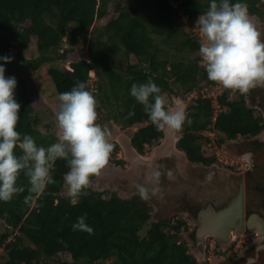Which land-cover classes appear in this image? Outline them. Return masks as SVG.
<instances>
[{"label": "trees", "instance_id": "trees-1", "mask_svg": "<svg viewBox=\"0 0 264 264\" xmlns=\"http://www.w3.org/2000/svg\"><path fill=\"white\" fill-rule=\"evenodd\" d=\"M174 1L176 6L168 0H0V57H11L7 63L0 59V64L5 67V77L14 76L17 81L14 98L21 106L17 131L31 135L44 147L57 139L55 134L37 129L34 85L24 83L18 75L12 59L13 42L18 64L29 73L56 58L65 61L63 66L51 64L47 68L58 95L70 91L77 81L85 82L98 101L96 110L118 130L145 122L127 137L131 153L140 156L157 147L165 130L157 131L143 105L130 95L132 84L152 80L161 95L179 97H183L179 91L199 89L202 81L210 87L216 84L207 79L199 65L200 56H190L199 52L201 43L200 36L190 30L197 28L195 21L207 10L210 0ZM237 2L246 4L248 13L264 24V0H230ZM65 34L67 40L63 39ZM31 40L35 41L37 56L25 59L22 51ZM64 43L68 48L61 52ZM84 44L88 57L80 58L76 46ZM132 58L135 62H130ZM90 72L96 77L94 90ZM229 91L225 89L217 96L216 115L211 98L198 95L190 99L187 120L176 143L186 164L215 167V156L202 151L201 140H209L204 131L219 132L222 137L218 144L230 142L231 146L237 137L255 136L263 128L252 97L238 91L230 97ZM96 123L101 125L102 121L97 119ZM118 147L114 144V152ZM232 153L239 155L234 150ZM123 162L112 163L122 167ZM67 171V162L58 159L52 172L55 183L36 198L38 206L25 203L30 193L23 174L17 185L25 191L10 202L0 201V264H198L181 237L186 231L187 240L198 252L195 224L187 231L185 222L163 216L160 207L152 212V206L138 193H108L102 189L104 177L99 175L91 177V187L72 206L64 194ZM201 208L192 204L184 212L196 220ZM81 216L92 234L73 230ZM62 252L69 254L71 261L53 258ZM250 255L251 250L245 251L240 257H232L229 264H245Z\"/></svg>", "mask_w": 264, "mask_h": 264}, {"label": "clouds", "instance_id": "clouds-1", "mask_svg": "<svg viewBox=\"0 0 264 264\" xmlns=\"http://www.w3.org/2000/svg\"><path fill=\"white\" fill-rule=\"evenodd\" d=\"M249 16L246 4L210 0L207 10L195 21L201 39L199 55L207 79L242 95L264 87V40ZM0 59L6 63L11 61V57ZM16 86V78H6L5 67L0 64V201L10 202L25 191L23 186L17 185L23 174L30 193L25 203L38 206L36 198L44 194L49 184L55 183L52 172L55 162L62 159L68 167L63 176L64 194L75 206L80 196L86 194L85 190L91 187V177L98 176L108 164L114 147L109 141V129L96 123L98 101L81 81H77L70 91L60 93L56 113L57 139L44 147L38 145L31 135L17 131L21 106L14 98ZM160 93L161 89L152 80L133 83L130 88V95L143 105L157 131H180L187 120L186 111L179 107L167 110ZM198 95L217 103V97ZM213 105L218 107V104ZM251 155L245 153L243 157L249 166ZM160 176L159 170L151 173L157 183ZM212 176L209 172L206 179L211 181ZM136 189L144 200L159 191L152 189L150 193L148 188L139 184ZM85 220L84 216L78 217L72 228L92 234L93 230Z\"/></svg>", "mask_w": 264, "mask_h": 264}, {"label": "rangeland", "instance_id": "rangeland-1", "mask_svg": "<svg viewBox=\"0 0 264 264\" xmlns=\"http://www.w3.org/2000/svg\"><path fill=\"white\" fill-rule=\"evenodd\" d=\"M176 6L174 0H168ZM250 19L257 26L258 31L261 33V39L264 40V24H261L259 20L254 16H249ZM182 19L185 20V16H182ZM264 20V19H263ZM192 34H198L197 28H192ZM68 35H66V40ZM68 48V44L64 43L61 45V52L63 49ZM76 50L80 58H87L88 51L86 44L77 45ZM12 59L18 75L24 80V83H31L34 85L33 95L35 97L36 109L34 114L39 119V124L37 129L43 133H52L57 136L58 129L56 125V113L58 111V94L55 91L54 85L47 76V68L52 64L56 66H63L65 64L64 60L54 59L50 63H45L42 67L33 73L27 72L24 67H21L17 62V49L16 43L13 42L11 46ZM22 54L25 59L34 58L37 56V49L35 41L31 40L28 42V45L23 49ZM191 57L200 56L199 52L190 55ZM130 62H135V59H130ZM199 65L202 66V60L200 57ZM203 67V66H202ZM204 68V67H203ZM96 77L93 72H90L89 82L91 84V89L94 90V81ZM199 89H195L188 93L179 94L173 96L166 93H163L162 96L165 99V104L168 110H173L176 108H183L185 111L187 106L191 103L190 99L195 98L198 94L203 96H211L216 98L221 94L225 89L219 85L214 84L211 88L207 86V83L201 82ZM211 89V90H210ZM210 90V91H209ZM255 91H258L257 89ZM229 96L233 97L234 92L229 91ZM233 94V95H232ZM251 94H255L252 92ZM213 104H217L216 102ZM217 112L218 107L215 106ZM215 112V113H216ZM102 112L97 111V119L102 121L101 126L107 127L111 132L109 141L114 145H118V149L114 152V149L109 157V162L102 169L99 176L104 177L101 180V185L103 190L108 191H117L123 196L131 195L138 193L136 185H144L149 189L151 193L152 189H158L156 195H150V198L147 199L149 204L152 206V212H155L159 209L162 210L163 216H171L172 220H182L187 225V231L191 230L194 226V220L185 213V209L192 204L198 207H204L210 201H214L216 197L220 196L221 189L224 188L226 180V173H230V170L237 171L239 169L244 170V162L238 159L233 155L232 150L236 151L238 145L232 144L228 146L227 144L219 145L218 140L222 137L217 131L207 130L203 134L209 138V140H201L202 151L206 156H215L216 162L215 167L207 169L205 166L195 165V164H186L184 157L181 158V162H175L173 159H166L163 172L161 171V176L159 177L158 183L151 178V168L149 161L153 158L158 157V149H161L163 145L164 138L161 139L160 144L154 149L147 151L144 155L136 156L132 155V151L126 145L127 137L139 126L144 125L145 122H139L131 127L125 128L123 130H118L113 125V122L107 121V119L102 118ZM215 116V115H214ZM166 130V129H165ZM173 136L179 138L181 134L180 131H174ZM159 159V158H158ZM116 160H124L123 166L119 167L116 164L112 163ZM233 166V167H232ZM241 167V168H240ZM154 171V169H153ZM152 171V172H153ZM211 172L213 174L211 181L206 179L207 174ZM239 176H241L239 174ZM245 177L246 174H244ZM249 177V176H248ZM238 178V176H236ZM141 182V183H140ZM250 184V183H249ZM235 189L234 191H236ZM249 199L256 201L258 195L263 198L264 191L258 193L257 195L249 191ZM230 194L227 195V199ZM262 202V203H261ZM257 203V202H253ZM252 203V206L255 205ZM260 208L258 206L257 210L261 211L264 214V201H260ZM255 207V208H256ZM2 226L0 224V230ZM182 239H184L189 247L188 252L193 254L198 262V264H229L231 258L241 254L244 246L250 244L257 238L255 233H245L243 235H236L235 239L229 244H215L214 238L207 237L204 240V246L202 250H199L195 244V247L198 252H195L190 241L187 240L186 231L182 234ZM263 247V246H262ZM2 250H0L1 254ZM53 258L64 261H71V257L67 253H58Z\"/></svg>", "mask_w": 264, "mask_h": 264}, {"label": "flooded vegetation", "instance_id": "flooded-vegetation-1", "mask_svg": "<svg viewBox=\"0 0 264 264\" xmlns=\"http://www.w3.org/2000/svg\"><path fill=\"white\" fill-rule=\"evenodd\" d=\"M256 89L258 91L257 92L254 91L255 94H251L253 92L252 90H256ZM252 90L248 94H245V96L247 98L249 96L252 97V102H253L252 106L255 108L256 116H260L262 118L261 123L263 125V128L255 136H251L247 138L237 137V139H235L233 142L231 141L234 145L235 144L238 145L236 148V152H238L239 154L237 158L244 162V167H243L244 170L241 169L237 171L230 170V173H226L225 185H223L224 188L221 189L220 191L221 192L220 196L216 197L214 201L212 200L209 203H207L206 206L210 204L215 210L224 207L229 201V199L237 194L242 181L243 190H244L245 215H248L249 213L252 212H256L264 218V214H262L261 211L257 210L256 207L258 206L260 208L261 206L260 201H264V197L261 198L258 195V197H256L255 199L256 201L249 199L250 196L249 191L254 192L256 195L264 191V87H257ZM172 134H173L172 131L168 129L165 130V134L163 137L164 142L163 145L161 146V149H158V155H157L158 157L155 156V158H153L151 162L149 161L151 173L153 169L154 171L160 169V172L161 171L163 172V170H165L163 168L166 165L165 163L166 159L167 160L173 159V161L175 162H181L182 152L176 147L178 138L174 137ZM229 143L230 142H228V144ZM245 153L252 154L251 166H249L248 161L243 159ZM132 155L134 154L132 153ZM211 167L212 166H209L207 167V169H211ZM239 174L241 176H239ZM244 174H246L247 177H245ZM236 176H238V178H236ZM235 189L237 190L234 191ZM228 194H230V196L227 199H225ZM253 202H257V203H253ZM252 203L255 205L252 206ZM194 223L197 226V219L194 220ZM245 233H249V232L245 231ZM255 234L257 235V238L254 241L250 242V244L244 246L242 253L237 255V257H240L245 253V251L251 250L252 255L246 258L245 264H264V239L261 242L263 247H260L258 250H256L257 245L259 243L260 234L258 233ZM234 239L235 237L233 238V240ZM214 242L215 244L222 243L216 238H214ZM261 257H263V259ZM260 259L263 260V262Z\"/></svg>", "mask_w": 264, "mask_h": 264}, {"label": "water", "instance_id": "water-1", "mask_svg": "<svg viewBox=\"0 0 264 264\" xmlns=\"http://www.w3.org/2000/svg\"><path fill=\"white\" fill-rule=\"evenodd\" d=\"M63 39L66 40V34ZM196 219L195 244L199 250L203 249L207 237H214L223 244H229L235 234L241 236L245 231L260 234L256 250L262 247L264 218L256 212L245 215L242 181L237 194L231 197L224 207L215 210L208 204L199 210Z\"/></svg>", "mask_w": 264, "mask_h": 264}, {"label": "bare ground", "instance_id": "bare-ground-1", "mask_svg": "<svg viewBox=\"0 0 264 264\" xmlns=\"http://www.w3.org/2000/svg\"><path fill=\"white\" fill-rule=\"evenodd\" d=\"M256 223L258 224V222L256 221Z\"/></svg>", "mask_w": 264, "mask_h": 264}]
</instances>
